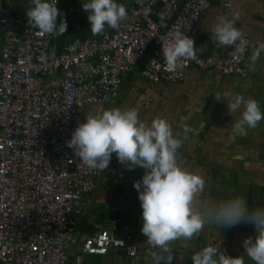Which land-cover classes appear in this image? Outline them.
Listing matches in <instances>:
<instances>
[{"label":"built area","instance_id":"obj_1","mask_svg":"<svg viewBox=\"0 0 264 264\" xmlns=\"http://www.w3.org/2000/svg\"><path fill=\"white\" fill-rule=\"evenodd\" d=\"M61 0H57L56 7ZM211 0H131L126 20L113 31L74 40L56 55L54 36L15 22V6L0 7V264H67L76 243L75 217L94 189L90 171L66 141L79 124L84 106L114 101L123 79L135 71L148 84L184 80L196 69L216 76L246 77V53L228 58L188 59L169 71L162 44L174 25L191 38ZM220 6L227 0H217ZM111 230L86 239V256L111 250L134 257L139 252L154 264L149 247L139 248L120 230L124 206H113Z\"/></svg>","mask_w":264,"mask_h":264},{"label":"crops","instance_id":"obj_2","mask_svg":"<svg viewBox=\"0 0 264 264\" xmlns=\"http://www.w3.org/2000/svg\"><path fill=\"white\" fill-rule=\"evenodd\" d=\"M15 6L13 17L18 25L27 20L26 11L31 0H10ZM86 0H61L57 9L67 21V30L62 36H54L51 51L60 55L74 40L92 39L87 19L88 12L82 4ZM128 10L131 0H116ZM2 0H0V7ZM239 12L235 26L242 30L249 41L246 53V77H218L211 72L188 69L179 84L160 82L148 84L139 77L137 64L135 71L122 82L118 97L102 106H84L78 110V123L86 120L87 114H96L106 109L135 108L140 119L150 123L154 118L167 120L174 132H180L183 139L178 150L177 161L186 170L202 175L206 180L203 193L198 198L203 204L219 203L226 199L242 196L250 208L264 207V120L254 129L236 133L233 127L240 117V111L229 113L227 105L234 94H242L257 100L264 113V53L253 67L249 57L253 45L264 42V0H227L223 6L211 0L209 7L201 15L197 33L192 37L196 53L202 58H228L233 46L217 48L211 41V29L220 15ZM61 17L58 16L57 23ZM109 31L114 29L107 27ZM0 35V47H1ZM221 100H215V93ZM181 126L190 132L183 134ZM144 169H127L112 154L108 168L97 172L94 189L83 199L82 211L75 217L76 243L68 250L67 264H151L140 252L134 257L124 251L111 250L107 256H86L81 246L86 239L101 231L111 230L114 216L113 206L119 201L124 206L120 230L133 237L139 248L149 247L142 234V208L134 182L141 180ZM255 236V227L250 223H239L231 227L206 224L199 236L191 241H175L171 244L174 259L172 264H192L191 255L205 246L215 245L231 257L242 256L244 264H255L244 253L242 242Z\"/></svg>","mask_w":264,"mask_h":264},{"label":"clouds","instance_id":"obj_3","mask_svg":"<svg viewBox=\"0 0 264 264\" xmlns=\"http://www.w3.org/2000/svg\"><path fill=\"white\" fill-rule=\"evenodd\" d=\"M57 0H31L25 10L29 25L42 34L62 36L67 30V21L56 7ZM88 12L87 19L93 35L103 34L106 26L117 29L127 18L126 8L116 0H86L82 4ZM239 12L216 18L210 33L217 48L233 46V55H243L249 47L245 34L235 24ZM58 16L61 17L57 23ZM174 25L170 38L162 44V55L169 71L181 70L184 62L197 56L194 40ZM264 53V42L253 45L249 57L255 66ZM215 100L221 94L215 93ZM229 113L240 111L233 127V136L247 129H254L264 113L259 102L252 97L234 94L227 105ZM186 136L191 129L181 126ZM183 139L174 132L170 123L160 117L150 123L140 119L135 108L106 109L96 114H87L66 141L79 161L90 171L101 172L108 168L112 154L127 169L143 168L141 180L134 182L142 208L141 232L146 237L154 264H172L174 259L171 244L187 242L199 236L206 224L231 227L250 223L255 227V236L242 242L245 254L255 264H264V207L250 208L242 196H235L219 203H201L206 180L197 173L183 168L177 161ZM192 264H244L242 256L231 257L215 245L205 246L191 255Z\"/></svg>","mask_w":264,"mask_h":264}]
</instances>
